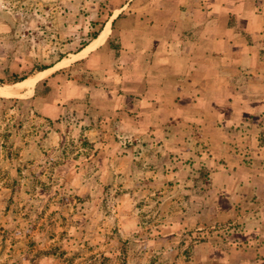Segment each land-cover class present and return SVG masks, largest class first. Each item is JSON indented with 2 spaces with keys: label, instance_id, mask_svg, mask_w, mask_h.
<instances>
[{
  "label": "rangeland",
  "instance_id": "rangeland-1",
  "mask_svg": "<svg viewBox=\"0 0 264 264\" xmlns=\"http://www.w3.org/2000/svg\"><path fill=\"white\" fill-rule=\"evenodd\" d=\"M28 78L0 264H264V0H0V86Z\"/></svg>",
  "mask_w": 264,
  "mask_h": 264
},
{
  "label": "bare ground",
  "instance_id": "bare-ground-1",
  "mask_svg": "<svg viewBox=\"0 0 264 264\" xmlns=\"http://www.w3.org/2000/svg\"><path fill=\"white\" fill-rule=\"evenodd\" d=\"M107 30H102L100 34L94 38L93 42L88 44L87 50L90 48H93L97 45H99L101 42H103L105 36H106ZM43 72H40V74ZM34 81V78H28L24 79L23 81L17 82L15 85L10 86H0V96H7L11 94L19 93L20 91L24 90V88L28 87L32 82Z\"/></svg>",
  "mask_w": 264,
  "mask_h": 264
},
{
  "label": "trees",
  "instance_id": "trees-1",
  "mask_svg": "<svg viewBox=\"0 0 264 264\" xmlns=\"http://www.w3.org/2000/svg\"><path fill=\"white\" fill-rule=\"evenodd\" d=\"M97 34H98V32H96L95 34H93V36H92L91 38L96 37ZM21 79H23V78H21ZM21 79H16L15 81H17V80H21Z\"/></svg>",
  "mask_w": 264,
  "mask_h": 264
},
{
  "label": "crops",
  "instance_id": "crops-1",
  "mask_svg": "<svg viewBox=\"0 0 264 264\" xmlns=\"http://www.w3.org/2000/svg\"><path fill=\"white\" fill-rule=\"evenodd\" d=\"M88 45H86V47H87ZM96 48L98 47V45L97 46H95Z\"/></svg>",
  "mask_w": 264,
  "mask_h": 264
}]
</instances>
